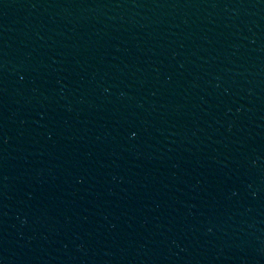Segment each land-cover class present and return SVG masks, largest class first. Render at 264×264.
<instances>
[{
    "label": "water",
    "instance_id": "water-1",
    "mask_svg": "<svg viewBox=\"0 0 264 264\" xmlns=\"http://www.w3.org/2000/svg\"><path fill=\"white\" fill-rule=\"evenodd\" d=\"M0 264H264V0H0Z\"/></svg>",
    "mask_w": 264,
    "mask_h": 264
}]
</instances>
